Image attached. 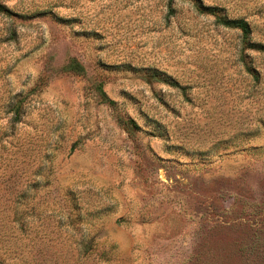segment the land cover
<instances>
[{"label": "rangeland", "instance_id": "1", "mask_svg": "<svg viewBox=\"0 0 264 264\" xmlns=\"http://www.w3.org/2000/svg\"><path fill=\"white\" fill-rule=\"evenodd\" d=\"M0 4V264H264V0Z\"/></svg>", "mask_w": 264, "mask_h": 264}, {"label": "trees", "instance_id": "2", "mask_svg": "<svg viewBox=\"0 0 264 264\" xmlns=\"http://www.w3.org/2000/svg\"><path fill=\"white\" fill-rule=\"evenodd\" d=\"M4 11V7L0 4V12ZM220 23L225 26L238 28L244 35L250 33L248 22L244 19H229V18H222L220 19ZM66 70L81 74L84 72V66L75 58H72L65 66ZM172 83V82H171ZM99 91L104 94L101 86H99ZM18 111V110H17Z\"/></svg>", "mask_w": 264, "mask_h": 264}]
</instances>
